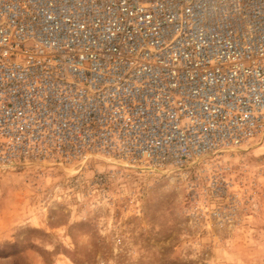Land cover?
<instances>
[{"label":"built area","instance_id":"2783aa9c","mask_svg":"<svg viewBox=\"0 0 264 264\" xmlns=\"http://www.w3.org/2000/svg\"><path fill=\"white\" fill-rule=\"evenodd\" d=\"M262 139L264 0H0V168L98 157L193 191Z\"/></svg>","mask_w":264,"mask_h":264},{"label":"rangeland","instance_id":"374dc122","mask_svg":"<svg viewBox=\"0 0 264 264\" xmlns=\"http://www.w3.org/2000/svg\"><path fill=\"white\" fill-rule=\"evenodd\" d=\"M210 158L193 191L98 157L0 168V264H264V139Z\"/></svg>","mask_w":264,"mask_h":264}]
</instances>
